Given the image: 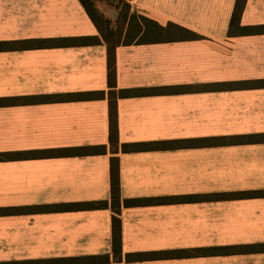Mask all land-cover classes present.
I'll list each match as a JSON object with an SVG mask.
<instances>
[{
  "label": "crops",
  "instance_id": "0c3cea01",
  "mask_svg": "<svg viewBox=\"0 0 264 264\" xmlns=\"http://www.w3.org/2000/svg\"><path fill=\"white\" fill-rule=\"evenodd\" d=\"M127 1L137 14L164 26L179 24L201 37L134 38L116 46L115 147L108 44L36 42L102 37L81 0H0V153L106 146V152L90 154L0 159V208L10 209L0 214V263L57 264L109 255L108 262L82 264H118L111 171L116 157L120 264H264L263 249H241L264 245V196L196 198L264 190V141H231L264 133V86L255 85L264 80V33L229 32L237 0ZM241 24H264V0H246ZM176 86L183 89L120 95L121 90ZM88 91L106 96L70 97ZM54 95L65 98H44ZM143 141L179 144L123 150L125 143ZM127 199L143 201L127 206ZM92 201L108 205L40 208ZM217 247L232 249L174 253ZM139 252L159 254L127 258Z\"/></svg>",
  "mask_w": 264,
  "mask_h": 264
},
{
  "label": "trees",
  "instance_id": "16d2710c",
  "mask_svg": "<svg viewBox=\"0 0 264 264\" xmlns=\"http://www.w3.org/2000/svg\"><path fill=\"white\" fill-rule=\"evenodd\" d=\"M82 4L86 8L87 12L90 14L98 28L100 29V36H74V37H60V38H51L45 40H38L36 42L41 45H52V46H60V45H90L97 44L104 40L109 47V85H110V103H111V133L110 140L112 145L115 147L119 146V135H118V117H117V82H116V65H115V48L117 45L131 44L135 39L130 40H122L118 42L111 41V34H105L103 31L102 24L104 22H109V19L104 17L102 13L94 6L96 0H81ZM246 0H237L236 7L233 12L231 21H230V29L229 32L231 34H257L264 33V24L257 25H242L241 24V16L245 6ZM128 4V3H127ZM129 7V4H128ZM129 11V10H128ZM127 14V15H126ZM125 19H128V25H132L134 21L138 18L140 19L138 22L139 26V34L142 35H150L153 39H171V38H191L198 39L201 37L200 34L188 29L184 26H181L176 23H169L164 26L159 24L153 19H150L144 15H139V17L135 14L129 15L125 13ZM138 17V18H137ZM151 39V38H150ZM148 39L138 38L137 42H143ZM255 85L264 86L263 81L255 82ZM183 88L180 86L176 87H152V88H142L137 90H121L120 95L128 96L130 94H148V93H156V92H166V91H180ZM114 95V96H113ZM106 96L105 91H88V92H79L74 93L70 97L78 98V99H94V98H104ZM45 100H60L65 98L64 95H54L44 97ZM223 138L214 139L215 142H221ZM226 139H224V142ZM231 141L234 142H256V141H264V133L260 134H249V135H238L232 137ZM179 144L174 141H143V142H132L123 144V150L125 151H141V150H150L155 148H166L170 146H174ZM95 152H106V146H83V147H72V148H62V149H43V150H30L25 152H13V153H0V159L10 158V157H22V158H32V157H40V156H53L57 154H67V155H81V154H90ZM112 198H113V207H114V255L117 259L118 264L122 261V226L121 219L119 217V213L121 210V197H120V164L119 159L114 157L112 159ZM256 196H264V190H253V191H239V192H230V193H218L215 195H206L199 196L196 198H218V199H230V198H244V197H256ZM142 199H127L124 203L127 206L138 204L142 202ZM107 201H92V202H82V203H74L67 206L60 205H45L41 206L43 210H55L60 208H68V209H76V208H99L107 206ZM9 208H0L1 213L9 212ZM232 249V247H229ZM229 248H203L197 249L196 251L189 250H178L175 251V254L178 255H189L194 253H202L209 254L216 251H224ZM243 250H264V245H256V246H248L241 247ZM158 252H139V253H131L127 255V258L130 260L136 259H144V258H152L157 256ZM110 260L109 255H93L87 257H71L66 258L59 261H56L57 264L65 263V264H82V263H100V262H108ZM44 264H53L54 261H45ZM4 264V263H0Z\"/></svg>",
  "mask_w": 264,
  "mask_h": 264
},
{
  "label": "rangeland",
  "instance_id": "374dc122",
  "mask_svg": "<svg viewBox=\"0 0 264 264\" xmlns=\"http://www.w3.org/2000/svg\"><path fill=\"white\" fill-rule=\"evenodd\" d=\"M127 3L129 4V7ZM94 6L99 10L100 13L104 15V17L109 19V22H104V24H102V27L105 34L112 35V42H118L122 40L126 41L132 38H153L150 35H139L138 21L140 19L138 17L140 14H137L136 12L132 11L131 5L127 0H96ZM114 10L117 11V16H108V12H113ZM125 13H128V18L129 15L135 14L138 16V19L134 21L133 24L130 26L128 25V19L126 20L124 17Z\"/></svg>",
  "mask_w": 264,
  "mask_h": 264
}]
</instances>
